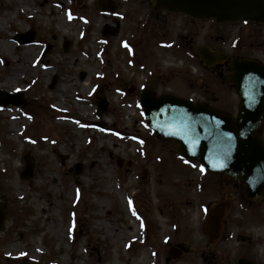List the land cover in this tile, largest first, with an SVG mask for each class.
I'll list each match as a JSON object with an SVG mask.
<instances>
[{
    "label": "rangeland",
    "instance_id": "374dc122",
    "mask_svg": "<svg viewBox=\"0 0 264 264\" xmlns=\"http://www.w3.org/2000/svg\"><path fill=\"white\" fill-rule=\"evenodd\" d=\"M114 1L115 12H103L98 0H0V89L27 99L23 108L0 106V264L17 257L21 264H161L191 229L193 252L208 247L203 210L222 197L231 206L219 250L236 260L244 246L264 264V199L247 201L239 181L215 177L198 193L199 164L179 159L174 141L155 138L139 102L151 84L237 113V93L206 73L194 52L216 46L215 32L264 62V25L220 26L166 15L149 0ZM190 28L192 45L168 48ZM32 30V43L13 39ZM25 155L34 165L28 179L20 176ZM239 233L252 241L238 242ZM206 258L192 264L226 260Z\"/></svg>",
    "mask_w": 264,
    "mask_h": 264
},
{
    "label": "water",
    "instance_id": "95a60500",
    "mask_svg": "<svg viewBox=\"0 0 264 264\" xmlns=\"http://www.w3.org/2000/svg\"><path fill=\"white\" fill-rule=\"evenodd\" d=\"M156 9L184 13L195 19H215L219 23L255 21L264 24V0H151ZM102 10H114L115 6L99 1ZM107 33L111 30L106 29ZM21 44L35 40V32L18 34ZM203 48L204 57H211ZM221 58L225 55L221 54ZM208 65V63H207ZM235 72L226 76L240 97V109L236 115L212 107L206 103L174 94L147 89L140 98L147 124L156 138L173 140L180 156L200 161L206 170L241 179L246 187L247 199L259 200L264 196V138L260 128L264 120V64L246 58L236 60ZM26 105L23 93H7L0 89V105ZM25 169L21 176H33L32 157L25 156ZM80 172V165L76 173ZM221 203L209 219L208 229L218 231L222 210ZM6 215L0 208V226ZM239 264H251L242 258Z\"/></svg>",
    "mask_w": 264,
    "mask_h": 264
},
{
    "label": "flooded vegetation",
    "instance_id": "af4514ba",
    "mask_svg": "<svg viewBox=\"0 0 264 264\" xmlns=\"http://www.w3.org/2000/svg\"><path fill=\"white\" fill-rule=\"evenodd\" d=\"M163 11V13H166V15H175L173 13H170L166 10H161ZM165 21L168 22L166 19L165 20H161V23ZM192 21V20H191ZM209 22H213L214 24H217L214 21H209ZM245 23H241V25H243ZM220 25V24H217ZM249 25V24H246ZM222 26V25H221ZM257 28V27H256ZM189 35L186 36H181L179 39H173L172 42H170L171 46L170 48H177L176 45H192V29L190 28L189 31ZM210 34V33H209ZM210 37L214 39V42L216 43V46H209L208 43L205 45H201L199 47V49L194 52V57L199 58V61L201 63V65L203 66L204 70L206 73H210L212 75V77H215L217 79H220L222 82L227 83L230 87L233 88L232 84L230 82H226L225 81V75L233 73L234 72V68L232 67V63L236 60V59H243L246 57H249L250 55L248 53H243L239 51V45H238V41L236 40L234 43L232 44H225V37L223 35H220L219 33L213 32L212 34H210ZM208 42V41H207ZM204 46H208L211 49L212 54L216 56V58H212V57H204L201 54V51L203 49ZM222 47H224V49H230L231 53H227V58H220V52H225L224 49H222ZM247 46H245L246 48ZM206 63L209 64V66L206 65ZM217 76V77H216ZM162 81V80H159ZM206 87V86H204ZM160 92H162V90H159ZM210 97V96H209ZM205 102L208 103H212V101L210 99H205ZM197 172L196 177L193 176V185L194 187H196L198 190V193L203 194L202 196H204L205 194V188L204 186L206 184L211 185L212 182V178H208V177H215L216 179L220 178L221 180V184L223 182V180H227V178L225 177H220L218 175L212 174V173H205L204 171H201V174H199L198 171L195 170V173ZM224 186L222 185L221 187H219V193L222 194L224 192ZM207 195V192H206ZM227 197L225 198H221L217 201H209L207 202L208 204H206V208L203 210V215H202V228H203V232L205 234L206 240L208 242L207 244V248L206 249H199L198 251L196 250V252H193L192 250V229H191V233L187 234V236L185 238H182L180 240H176L173 245L167 249L166 251H164L163 256H162V263L161 264H192L194 262L193 259L195 258H200L201 261L204 260L206 261L208 256H211L212 259H216V260H222L225 259L222 264H234V263H238V259L240 257H247L252 259H255L253 255H251L250 253V249L249 248H244V246L241 247V252L239 254V256L237 257V259L235 260L234 258H232L231 256H229L228 254L224 252V248H222L221 250H219V245L220 243L222 244L224 241H226L228 234L227 232V228L228 226L226 224H224V217L226 216V210L231 206V202L226 200ZM223 201H227V205L229 206H225L224 210H223V218L221 220V226L218 229V231H214L212 232V230L210 231V229H208V225H209V219L210 216H212V212L213 209L218 206L220 204V202ZM202 204H204L206 202V199L204 198L202 201ZM253 202V201H250ZM242 233H239L237 235V241H239V239H243L245 240V237H243L241 235ZM245 235V234H244ZM171 237V236H170ZM215 238H218L216 240L215 243H213V240ZM248 239V242L252 241V237L250 235H247L246 237ZM247 243V242H245ZM221 247V246H220ZM223 254V255H222ZM258 264V263H257Z\"/></svg>",
    "mask_w": 264,
    "mask_h": 264
},
{
    "label": "trees",
    "instance_id": "16d2710c",
    "mask_svg": "<svg viewBox=\"0 0 264 264\" xmlns=\"http://www.w3.org/2000/svg\"><path fill=\"white\" fill-rule=\"evenodd\" d=\"M81 187V186H80ZM80 192H81V195L83 194V189L82 187L80 188ZM75 204L74 205H70L68 206L66 209H68V215L71 216L72 215V211H74V208H75ZM6 260L10 261L9 259L6 258ZM13 262V260L11 261ZM52 262V261H49V263Z\"/></svg>",
    "mask_w": 264,
    "mask_h": 264
},
{
    "label": "snow or ice",
    "instance_id": "6c2138e0",
    "mask_svg": "<svg viewBox=\"0 0 264 264\" xmlns=\"http://www.w3.org/2000/svg\"><path fill=\"white\" fill-rule=\"evenodd\" d=\"M70 18H71V17H70ZM125 47H127V45H125ZM201 171H202V172L204 171V168H203V167L201 168Z\"/></svg>",
    "mask_w": 264,
    "mask_h": 264
},
{
    "label": "bare ground",
    "instance_id": "6f19581e",
    "mask_svg": "<svg viewBox=\"0 0 264 264\" xmlns=\"http://www.w3.org/2000/svg\"><path fill=\"white\" fill-rule=\"evenodd\" d=\"M66 35V34H65ZM50 69H47V71H49ZM84 73V72H83ZM86 108H88L87 106H85Z\"/></svg>",
    "mask_w": 264,
    "mask_h": 264
}]
</instances>
